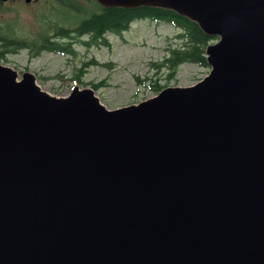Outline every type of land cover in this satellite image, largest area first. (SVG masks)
<instances>
[{
  "label": "water",
  "instance_id": "1",
  "mask_svg": "<svg viewBox=\"0 0 264 264\" xmlns=\"http://www.w3.org/2000/svg\"><path fill=\"white\" fill-rule=\"evenodd\" d=\"M93 1L196 24L210 71L108 110L0 63V264H264V0Z\"/></svg>",
  "mask_w": 264,
  "mask_h": 264
},
{
  "label": "rangeland",
  "instance_id": "2",
  "mask_svg": "<svg viewBox=\"0 0 264 264\" xmlns=\"http://www.w3.org/2000/svg\"><path fill=\"white\" fill-rule=\"evenodd\" d=\"M71 1L84 11H97L95 5L83 0ZM73 19V13L59 0H37L32 6H5L0 10V34L33 42L40 36H53V24L70 28ZM179 33L164 22L138 21L121 35H108V46L86 47L81 43L86 37L75 38L71 41L73 55L43 50L31 57L22 49L4 55L0 63L16 71L19 77L24 72L33 74L41 90L54 97L68 96L74 86L91 85L99 102L114 110L154 97L156 92L151 87H190L209 73L208 66L190 63L179 66L170 77L166 69L157 70L155 65L163 61L167 50L181 45ZM216 41L214 38L210 44ZM78 70H83L82 85L72 80ZM137 79L145 80V84H139Z\"/></svg>",
  "mask_w": 264,
  "mask_h": 264
},
{
  "label": "trees",
  "instance_id": "3",
  "mask_svg": "<svg viewBox=\"0 0 264 264\" xmlns=\"http://www.w3.org/2000/svg\"><path fill=\"white\" fill-rule=\"evenodd\" d=\"M83 1L89 5H95L97 11L87 12L71 0H59L67 11L73 13L74 19L72 21L74 23L70 28L53 24V36L47 38L40 36V38L32 40L33 42H29L28 40H16L11 35L0 34V60L4 55L15 54L22 49L27 50L31 57H36L43 50L58 55H73L71 41L75 38L86 37L87 40L81 42L86 47L108 46L106 40L108 35H121L133 23L138 21H152L157 23L164 22L173 26L180 32L178 39L181 41L180 46L167 50L163 61L155 65L157 70L166 69L170 72L168 76L170 77L179 66L185 63L207 67L204 50L214 38L204 35L196 24L187 19L166 10L154 8H138L133 10L120 8L103 9L93 0ZM82 73L83 70H78L72 78L78 85H82L80 81ZM137 81L141 85L145 84V80L137 79ZM83 86H90L94 90V87H91V85L83 84ZM154 87H151V89L156 94L164 88L160 86L154 89Z\"/></svg>",
  "mask_w": 264,
  "mask_h": 264
},
{
  "label": "flooded vegetation",
  "instance_id": "4",
  "mask_svg": "<svg viewBox=\"0 0 264 264\" xmlns=\"http://www.w3.org/2000/svg\"><path fill=\"white\" fill-rule=\"evenodd\" d=\"M37 0H8V1H0V10L5 7V6H16V5H20V6H26V5H30L32 6L33 4L36 3ZM160 86H155L154 89H157Z\"/></svg>",
  "mask_w": 264,
  "mask_h": 264
}]
</instances>
